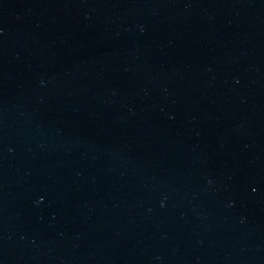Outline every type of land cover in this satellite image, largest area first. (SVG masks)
Instances as JSON below:
<instances>
[{
  "label": "water",
  "instance_id": "water-1",
  "mask_svg": "<svg viewBox=\"0 0 264 264\" xmlns=\"http://www.w3.org/2000/svg\"><path fill=\"white\" fill-rule=\"evenodd\" d=\"M0 264H264V0H0Z\"/></svg>",
  "mask_w": 264,
  "mask_h": 264
}]
</instances>
